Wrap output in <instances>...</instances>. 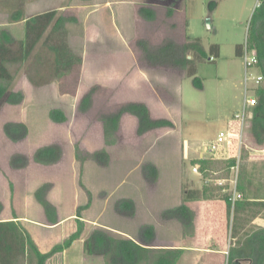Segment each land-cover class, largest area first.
<instances>
[{"label":"rangeland","instance_id":"374dc122","mask_svg":"<svg viewBox=\"0 0 264 264\" xmlns=\"http://www.w3.org/2000/svg\"><path fill=\"white\" fill-rule=\"evenodd\" d=\"M148 1L0 0V27L17 39L23 36L24 23L10 22L12 14L19 12L29 18L54 9L57 16L72 17L66 24L67 41L81 56V64L57 81L52 77L48 54L38 45L25 62L14 67L11 88L22 91L24 99L20 104L0 107V220L20 221L40 251L62 243L81 228L78 244L56 253L47 264H73L74 256L81 250L86 252L84 241L97 230L115 238L122 237L120 232L124 230L139 239L142 227L151 226L153 236L156 233L169 238L173 231L166 221L170 217L163 213L172 208L160 209L150 201V209L144 211L137 208L132 198L145 192L163 193L171 199L189 186L216 192L218 185L213 179L229 178L231 174L229 167L235 159L202 157L208 156L204 148L226 130L228 119L242 105L244 63L236 47L243 48L247 43L250 18L258 0H181L170 5ZM142 8L153 10L154 17L144 18ZM187 37L198 39L206 56L195 60L194 76L166 66L150 68L139 59V38L158 45L164 39L184 44L189 42ZM214 44L218 45V56L208 60ZM122 47L127 49V56ZM39 55H43L40 62ZM193 57V51H187V59ZM251 72L260 74L257 68ZM262 84L261 81L257 87ZM89 89H93L91 105L81 112L79 102ZM152 89L161 99L160 106L151 101ZM140 98L149 103L153 119H166L171 126L139 135L137 118L123 114L118 130L105 139L100 116ZM53 109L61 111L66 120L52 121L49 112ZM6 122L24 123L26 137L12 142L3 131ZM48 142L60 145L62 157L57 164L44 167L32 160V154ZM243 144L242 158L254 146L249 129ZM235 149L234 144L230 145L231 153ZM100 150L108 155L107 160L101 156L104 162L89 155ZM15 152L28 157L26 167H10L9 159ZM147 165L154 169L153 178L143 176V167ZM192 166L197 167L196 172H192ZM202 170L204 176L200 174ZM126 175L127 181L120 183ZM187 177L194 178L188 182ZM47 178L57 180L61 188L51 195L52 184L47 199L51 202L52 196L61 215L73 212L70 220L51 224L35 199L34 192ZM207 178L212 180L206 182ZM121 199L132 201L131 215L117 210L115 204ZM56 211L59 220L57 207ZM160 222L164 223L161 227ZM102 226L119 233L107 232ZM105 261L111 264L108 257Z\"/></svg>","mask_w":264,"mask_h":264},{"label":"trees","instance_id":"16d2710c","mask_svg":"<svg viewBox=\"0 0 264 264\" xmlns=\"http://www.w3.org/2000/svg\"><path fill=\"white\" fill-rule=\"evenodd\" d=\"M169 1V0H161ZM181 1V0H174ZM214 2L212 3L213 6ZM170 5V4H169ZM141 15L146 19H152L154 12L150 8H142ZM72 17L58 15L57 11L47 10L32 17L25 18L21 13L12 14L10 22L23 21V36L17 39L8 29L0 27V107L3 104L17 105L24 99V94L20 90H13L11 84L14 79V67L25 62L39 45V49L48 54L52 65V77L54 80H61L72 71L73 67L81 64V56L75 53L68 44L67 23L72 21ZM188 38V37H187ZM189 42L178 44L172 39H164L158 45H153L148 39L139 38L136 41L139 49V59L150 66H166L172 69L185 70L186 76L195 75V60L205 58L198 39L188 38ZM40 43V44H39ZM247 44L254 49L257 56V69L262 76L263 84L255 89L256 104L252 107V117L249 121V131L252 140L257 145L264 144V0L254 8L248 27ZM193 51L192 60L187 59V51ZM218 45L210 47V57L218 56ZM237 55H242V47H236ZM38 54V53H37ZM43 55L37 57L38 62ZM41 59V60H40ZM48 59V60H49ZM30 82L37 84L34 79ZM198 85H200L198 83ZM93 89H89L81 98L78 110L86 111L92 102ZM131 114L137 118V133L139 135L162 126H171L166 119H153L145 103L138 101H128L120 104L114 111L100 116L103 124V134L105 139L118 130L120 118L123 114ZM52 121L61 123L66 117L58 109L49 112ZM5 135L12 141L18 142L27 135L26 125L22 122H6L3 125ZM78 146L75 147L76 157H78ZM96 161L104 162L100 158L107 160L108 155L104 150L95 151L89 154ZM62 157V148L56 143L41 146L33 153V161L42 165H53ZM28 157L22 153H14L9 159L12 169H22L28 164ZM150 172V174H148ZM152 172V174H151ZM154 169L150 166L143 167V176L153 178ZM152 176V177H151ZM52 184L43 183L34 192L35 199L43 207L47 220L51 224L57 223L56 207L47 199V193ZM192 192V191H189ZM183 193H186L184 191ZM117 210L131 215L133 203L128 199L118 200L115 204ZM185 214V207L164 211V217H173ZM16 218V217H14ZM81 228L72 233L62 243L54 245L49 251L42 252L32 238L30 232L16 220H0V264H47V261L56 253L63 252L71 244L80 238ZM142 234H147V240L142 238ZM153 237L152 227H142L139 239L149 241ZM237 244V243H236ZM84 247L88 254H98L109 258L111 264H139L141 260L148 256L150 250L136 244L131 239L125 237L115 238L105 231H94L85 241ZM159 260L166 261L173 251L159 250ZM242 260H248L249 264H264V228H258L251 234H247L241 241L240 246L230 247L227 264H242Z\"/></svg>","mask_w":264,"mask_h":264},{"label":"crops","instance_id":"0c3cea01","mask_svg":"<svg viewBox=\"0 0 264 264\" xmlns=\"http://www.w3.org/2000/svg\"><path fill=\"white\" fill-rule=\"evenodd\" d=\"M122 48L125 50V56H127V49L125 47ZM146 66L150 68L156 67L150 65ZM146 83L147 82H145V84ZM151 92H153L151 101L160 106L161 99L157 97L153 89ZM135 101L147 104L150 112L152 111L146 99L140 98ZM124 115L129 117L132 116L128 113ZM230 119H228V122ZM248 129L249 125L245 133ZM252 142L254 146L248 148L243 158L242 146L238 159H236L237 157L234 155L226 156L222 152L213 154L208 152L206 147L204 148V153L210 157H202L203 160L231 159L234 161L235 159L234 163L229 167L231 170L229 178L216 177L213 179L215 184L218 185V191L216 192L205 191V189L201 187L189 186L185 189L186 193L174 195L170 197L171 199H169V195H163V193L158 195L145 192L139 194L137 198H132L137 208L143 209L144 211L150 209V201L160 209L176 208L179 206L185 207L184 215L173 216L170 217L169 221H166L170 224L169 227L173 231L169 238L162 237L155 233L149 241H145L149 237L147 234H142V238L145 239L142 240L141 238H134V236L127 231L121 230L120 234H122V237L131 239L139 246L150 250L148 256L141 260L139 264H227L230 247L240 246L241 241L247 234L253 233L258 228H264V144L257 145L253 140ZM52 143L56 142H48L45 144L49 145ZM86 149L90 150L88 148ZM236 163H238L237 175L234 171V165ZM40 165L44 167L53 166ZM204 171L205 170H202L200 172L203 176L205 175ZM192 172H194L193 169ZM127 178L128 176L126 175V177L122 178L120 183H125ZM193 178L194 177L188 178V182H191ZM211 180L212 179L209 178L205 179L206 182ZM45 182L53 184L51 195L61 190L58 185L60 183L57 182V180H50L47 178L44 180V183ZM234 186L236 191L241 195V198L232 203L229 197L231 195L230 190L233 189ZM50 200L58 209V214L60 216L58 221L61 223L62 221L65 222L70 220L68 218L73 215V212L70 211L61 215L59 206L52 199V196H50ZM163 222H160L159 227L164 224ZM101 228L106 229L107 232H111L112 230L119 233V231L110 229L109 227L102 226ZM155 231H158L157 227ZM59 243L61 242H56L55 245ZM74 244H78V241L75 240L67 249H70ZM80 246L83 247V242ZM49 248L42 252L49 251ZM161 249L173 251L169 259L165 262L159 260V250ZM106 258L107 257L103 255L88 254L81 250L78 256L76 255L73 257V264H105ZM241 263L249 264V261L242 260Z\"/></svg>","mask_w":264,"mask_h":264},{"label":"built area","instance_id":"2783aa9c","mask_svg":"<svg viewBox=\"0 0 264 264\" xmlns=\"http://www.w3.org/2000/svg\"><path fill=\"white\" fill-rule=\"evenodd\" d=\"M259 3V0L257 4ZM244 63V98L239 110L235 111L232 118L227 123L225 131H220L215 141L206 146V150L213 154L224 153L226 156L234 155L238 159L240 150L243 146L245 130L248 128L249 121L252 117V107L256 104L255 90L262 81V76L258 73H252L253 68H257V56L254 49L250 48L247 43L242 48L241 55ZM250 91V92H249ZM235 145V153H231L230 145ZM193 171L197 167L193 166ZM234 171L237 175L238 163L234 165ZM235 181V180H234ZM235 183V182H234ZM229 200L234 203L241 195L236 191L235 186L230 190Z\"/></svg>","mask_w":264,"mask_h":264},{"label":"water","instance_id":"95a60500","mask_svg":"<svg viewBox=\"0 0 264 264\" xmlns=\"http://www.w3.org/2000/svg\"><path fill=\"white\" fill-rule=\"evenodd\" d=\"M148 3H151V4H158V5H168L169 4V1H148Z\"/></svg>","mask_w":264,"mask_h":264},{"label":"flooded vegetation","instance_id":"af4514ba","mask_svg":"<svg viewBox=\"0 0 264 264\" xmlns=\"http://www.w3.org/2000/svg\"><path fill=\"white\" fill-rule=\"evenodd\" d=\"M152 1H160V0H152ZM173 1H174V0H169V3H170V2H173Z\"/></svg>","mask_w":264,"mask_h":264}]
</instances>
